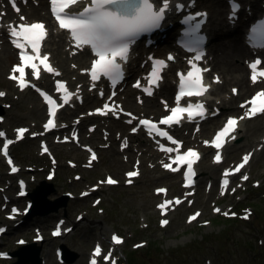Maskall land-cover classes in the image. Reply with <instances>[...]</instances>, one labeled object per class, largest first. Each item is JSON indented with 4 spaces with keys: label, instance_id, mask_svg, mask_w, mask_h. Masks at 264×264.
Returning a JSON list of instances; mask_svg holds the SVG:
<instances>
[{
    "label": "rangeland",
    "instance_id": "374dc122",
    "mask_svg": "<svg viewBox=\"0 0 264 264\" xmlns=\"http://www.w3.org/2000/svg\"><path fill=\"white\" fill-rule=\"evenodd\" d=\"M8 64L1 66V74L7 69ZM1 82L2 80L0 79V86L3 85ZM32 98H34V96H32ZM10 103L12 106H20L19 108H21L22 103L20 102L13 100ZM25 105L29 107V105ZM4 111L6 112V110ZM24 122L25 121H21V123ZM96 134L100 138L99 131ZM24 148L29 152L28 157L33 159L36 151L35 146L25 142ZM114 148H117V142L114 143ZM108 152L110 151L108 150ZM23 153L24 149H17L15 151V154L19 159ZM64 153L65 157H69L67 152ZM103 154L104 153L101 154L102 161L99 164L101 168H104L106 165V155ZM230 156L231 155L229 154L228 158ZM29 158L21 161L29 160ZM132 160L133 157H131L127 163L119 160L122 164L119 173L115 171V168H110L106 165L108 167L107 170L114 171V174L118 176L126 166L132 163ZM33 164L36 166L37 172H39L38 170L41 168H39L41 162L34 160ZM64 167V163L60 162V168L63 169ZM0 168L2 167L0 166ZM144 171V176H142L133 187L127 188L120 186L118 188H110L104 193L107 216L102 220L100 217L94 219L92 218L93 216L89 215L87 221L82 224L80 230L65 242L66 248L70 251L69 257L72 258L69 264H84L86 250L94 241V233L97 231V228H100V239L106 238L110 230L121 229L128 232L133 228L136 230L135 234L138 235L139 238L141 237V239L149 241V245L146 249L133 253L134 255L132 256L130 264H157V262H161V264H200L201 255L203 253L213 255L217 264H228L227 258L229 257L234 264H262L264 262V256L259 258L258 261H253L256 256H260L262 253L256 248H251L253 240H249L246 228L243 226H235L231 230H228V225L225 221L216 219L212 225L206 227H198L195 222L184 227L180 222L183 214L176 213L167 228L163 230L157 229L156 214L151 209H148L150 202L143 196V193L155 184L151 182H147V184L145 183V174L149 172L147 169V161ZM210 171L214 173L216 169L212 168ZM63 183L70 184L67 178H64L63 181H61V184ZM65 184L62 187H58V182L53 184V191L47 196V198L54 200V203L46 204L45 208H50L63 203L64 200L61 198L60 192L65 188H69V186H66ZM35 185L36 184H34V186ZM116 200H118V202L115 204ZM225 200V204H227V199ZM141 202L144 203L143 206L139 205ZM244 204L245 203H241V205ZM81 207H84L82 203L73 202L71 205L67 206V209L69 212L72 211L73 213L76 209ZM253 209L256 210L257 208L254 206ZM62 210L63 207H60L56 213L62 212ZM206 213L207 216H210L208 212ZM48 214L50 217L53 212ZM140 217L145 219L147 227H143ZM45 218L46 216H34L30 218L29 222L43 223ZM257 220L258 226H264V209ZM225 230H227L228 242H226V239L223 238V236H217L220 232ZM31 236L32 234H29L27 237L30 238ZM215 236L219 237L220 244L224 243L222 251L217 252L218 247L213 244L214 242L212 239H215ZM4 242L9 249H15L13 246L14 244L10 245V243H7V237L4 239ZM58 242L59 240L47 239L42 244L41 247H44L42 253L46 259V264H56L52 253V246ZM126 250L130 251L128 246L126 247ZM202 250H205V252L201 253ZM252 252L254 255L251 256ZM174 259L177 263L174 262Z\"/></svg>",
    "mask_w": 264,
    "mask_h": 264
},
{
    "label": "snow or ice",
    "instance_id": "6c2138e0",
    "mask_svg": "<svg viewBox=\"0 0 264 264\" xmlns=\"http://www.w3.org/2000/svg\"><path fill=\"white\" fill-rule=\"evenodd\" d=\"M87 2L89 6L82 7V10H69L66 12L69 5L78 4V0H51V4L53 5L52 13L56 17L59 27L70 31L71 39L76 42L77 46L81 44L90 45L95 55L99 57V59L95 60L92 64V80L95 81L98 76L102 75L104 77H111L115 81L119 79L121 75L117 59H126V53L128 51V44L126 43L127 38L152 26L159 19V15L156 13L154 14L150 10L151 6L148 4V0H87ZM21 19H23V17H21ZM21 31L25 33H38L36 40L27 41L32 51L34 53L37 52L40 41L45 35L44 25L40 23H33L27 27L21 25ZM20 35L21 33H18L15 29L11 32L12 37H19ZM15 47L21 49L20 61L22 64H26L29 60L33 59V57L27 56L24 53L20 43H16ZM47 59L48 57L45 56L44 60L46 61ZM171 59L172 57H169V60ZM196 59L199 60L200 57ZM41 63H43V61H41ZM252 67L255 68L256 65H252ZM45 68L51 71L47 65H45ZM17 71L20 72L21 75L24 73L23 67L13 69V72ZM35 71V66H33V74H35ZM187 75V81H184L183 77H181V87L183 88L184 84L187 83L189 88L192 89L193 78L195 77L196 84H198L199 76L195 71H190ZM10 79H16V77L13 76L10 77ZM253 80L255 81V76H253ZM203 91L204 89L196 87L194 91H188L187 95H200ZM184 94V92H181L180 95L176 97L177 101H179ZM0 95L3 94L0 93ZM259 95H264V93L258 94V97L253 98L251 101L253 105H256ZM47 102L49 105L52 104L51 100ZM195 108V111L192 105H189L187 108H172V115L168 116L167 119L161 120L160 123L165 125L170 122L175 123V117L182 112H187L189 118L203 115V112L199 110L201 108L199 104H197ZM252 112H256L255 107H253ZM53 114V110L50 108L49 115L51 116ZM141 123L148 124V121L143 120ZM52 124L53 120L49 119L45 128H48ZM235 125L236 121L234 119H229L227 121L225 128L219 132L215 138L214 143L217 148L220 147L221 139L227 133L233 131ZM24 131L25 129H20V135H23ZM160 135H164V133H160ZM5 147H7V144ZM166 151H170V149H166ZM188 155L194 159L197 154L190 151ZM180 159H184V157H180ZM217 160H219V156H217ZM245 160H247V157H245ZM191 163L192 161L189 160V169H191ZM240 167H243V165H240ZM12 170L15 171L14 168ZM237 171H239V168H237ZM130 175H135V173H131ZM244 179H247V177H244ZM108 183L111 184L114 183V181L109 179ZM177 203H179V201H177ZM192 219H195V217H192ZM162 223H167V221H163ZM113 240L115 243H119V240L115 237Z\"/></svg>",
    "mask_w": 264,
    "mask_h": 264
},
{
    "label": "bare ground",
    "instance_id": "6f19581e",
    "mask_svg": "<svg viewBox=\"0 0 264 264\" xmlns=\"http://www.w3.org/2000/svg\"><path fill=\"white\" fill-rule=\"evenodd\" d=\"M40 4L42 6H44V3L42 0H40ZM198 6H203L206 7L209 10V14H211V11L216 9L218 7V0H198L197 2ZM26 12L25 14H27L28 16H31V10L33 12L34 9L33 8H29V9H24ZM24 12V11H22ZM34 15V14H32ZM215 20V18L212 19L211 23ZM218 20H215L212 26V30L214 32L213 35V46L214 48H218L220 45V39H219V35H216V29L218 26ZM224 26H221V28H219V30L223 31V34H226V36H230L231 33L234 31V29H224ZM53 37V39H52ZM52 37L48 40L47 42V48H50L51 51L53 52V56L54 58L57 60L58 64L63 67L64 63H66L67 59L69 58L68 52H65L61 49V47L59 46V44L63 41H65V37L56 33L55 35H52ZM54 37H58V40L55 41ZM232 39L229 40V44L226 46L225 49L219 47L218 49V54L215 57L214 63L213 61H210V63L214 64V67L216 66L217 70L221 69V71H224V75H227V79L228 81H230L232 79V77L234 76L237 81L239 78V74L236 75L234 74L235 71L239 70L240 72L243 69V66L241 65H235L237 58L240 54V46H238V44L240 43L239 40H237L236 38H234L233 36H231ZM52 39V40H51ZM66 42V41H65ZM67 44V42L65 43ZM14 60V54L12 51L6 50L5 53L0 54V67L6 63L7 61L12 62ZM140 69V68H139ZM64 75L67 76L71 70L68 69L67 67H65L63 69ZM79 77H81L79 75ZM244 81V79H242ZM241 87L246 85V82H240ZM172 82L170 77L167 76L164 78L163 80V85L161 86L160 89V93L164 91V88H167V91H169L172 88ZM245 92H247V90L244 88L243 89ZM166 92V91H165ZM128 93V92H127ZM220 93H224V90L216 88L214 89L208 96V98L210 99V97L215 96V101L222 99L220 96ZM168 100L169 103V98H166ZM119 100H121L123 102V104L128 108L131 109L133 111H135L136 113H139V111H144L147 110L150 113H162V109L159 106L158 103H153V102H149V101H145L143 106L140 108V110H138L137 105L132 102L131 97L129 96V94L126 95H121V97L119 98ZM232 105L231 106H226L225 109L227 110H231L233 112H237L238 109L235 106L236 102L231 99L229 101ZM20 112V111H19ZM29 112L31 113V115H33V117L38 118L42 115V108L40 104L35 105L34 107L29 109ZM18 116V115H17ZM215 119H211L208 122H212ZM215 125V124H212ZM110 128H117L120 127L122 128L119 124H114V125H109ZM125 126V125H124ZM123 126V128H124ZM188 129V133L187 135H184V130ZM174 130L176 132H178L179 134H181L183 136V138L188 141V142H192L194 144H197V142L199 141V139L203 140V139H207L209 137L210 134V127H205L203 129H200L197 133L193 134L192 133V128L189 124H186L185 122H180L179 126H174ZM264 131V127L260 126V121L258 119H253L252 121H249L247 123L244 122V124L241 126V133H240V144H244L245 141H248L253 134L259 132L262 133ZM96 137L95 135H93L92 140H94ZM142 142H146L147 140H141ZM148 143V142H147ZM197 146L201 149L200 147V143L197 144ZM58 147V146H56ZM55 147V149H56ZM139 149L141 150L142 154L140 155L141 158V163L143 166H145V162H150L154 159L153 154L150 156H147L146 152L142 149V146H137ZM237 148V146L232 147V150H235ZM117 152H120L117 148ZM78 154H81L80 152H77ZM102 153H104L103 155H106L105 158V164L107 166H109L110 168H115V171L117 173H119L122 164L121 162H119V160L116 158V156L114 154L109 155L107 151H102ZM125 153V152H124ZM105 165V166H106ZM106 166V167H107ZM216 166V165H214ZM201 175L204 177L206 175V172L201 171ZM167 183H172V180H167ZM141 201V200H140ZM143 202H141L140 205H142ZM85 241V240H84ZM82 255V254H81Z\"/></svg>",
    "mask_w": 264,
    "mask_h": 264
},
{
    "label": "water",
    "instance_id": "95a60500",
    "mask_svg": "<svg viewBox=\"0 0 264 264\" xmlns=\"http://www.w3.org/2000/svg\"><path fill=\"white\" fill-rule=\"evenodd\" d=\"M36 252H38V250H36ZM64 258L67 260V261H70L69 257H68V251L65 249L64 250ZM16 264H23V263H16Z\"/></svg>",
    "mask_w": 264,
    "mask_h": 264
}]
</instances>
